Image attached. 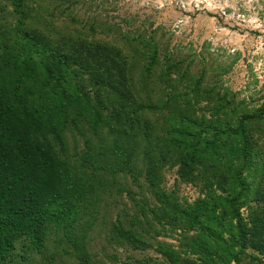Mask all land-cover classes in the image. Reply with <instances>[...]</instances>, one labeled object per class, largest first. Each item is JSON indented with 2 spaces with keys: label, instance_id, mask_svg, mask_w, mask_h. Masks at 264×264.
I'll return each instance as SVG.
<instances>
[{
  "label": "rangeland",
  "instance_id": "374dc122",
  "mask_svg": "<svg viewBox=\"0 0 264 264\" xmlns=\"http://www.w3.org/2000/svg\"><path fill=\"white\" fill-rule=\"evenodd\" d=\"M22 32L40 72L42 56L67 58L61 132L34 143L84 183L74 233L87 234L74 245L51 228L5 264H264V0H0V58ZM249 116L248 194L220 211L236 193L226 133Z\"/></svg>",
  "mask_w": 264,
  "mask_h": 264
},
{
  "label": "trees",
  "instance_id": "16d2710c",
  "mask_svg": "<svg viewBox=\"0 0 264 264\" xmlns=\"http://www.w3.org/2000/svg\"><path fill=\"white\" fill-rule=\"evenodd\" d=\"M21 37L26 46L20 45V52L11 58H0V264H5L13 254L18 241L24 240L27 248L39 251L51 228L55 232L62 231L66 240L74 245L78 240L85 239L87 234L86 230L74 233L80 214H84V210H79L78 206L89 204L84 201V183L76 180L66 166L53 158L52 153L34 143L37 137H59L58 133L61 132L58 126L63 125V121L61 125H56L55 119H63L64 110L71 106V96H68L70 87L63 90V83L54 74L67 65V58L56 53L42 56L47 62V73L40 72V63L32 58L33 53L37 52L32 50L35 46L31 41L33 37L23 32ZM63 73L67 74L66 71ZM261 116H264V111ZM252 119L255 117L238 119L236 126L226 133L235 143L229 150L228 163L234 175L231 183L236 193L232 197L218 198L220 205H216V208H220V211L227 208L234 212V205L240 197L248 194V187L242 184L241 177L245 167H250L247 163L252 148L246 123ZM214 132L217 136L223 135L220 131ZM186 136L183 133V142ZM178 144L183 149L187 146L186 143ZM239 162H243L244 166H232ZM181 165L188 168V158H183ZM238 180L242 184L239 185V192L236 191ZM87 185L88 188L94 187L91 183ZM235 216L239 220L238 215ZM199 218L198 214L189 221L200 225L197 223ZM238 226L240 239L237 243L240 244L239 249L243 250L247 240L240 223ZM205 232L209 238L218 236L208 227ZM165 254L168 255V251ZM170 255L171 261L177 258L172 252Z\"/></svg>",
  "mask_w": 264,
  "mask_h": 264
}]
</instances>
